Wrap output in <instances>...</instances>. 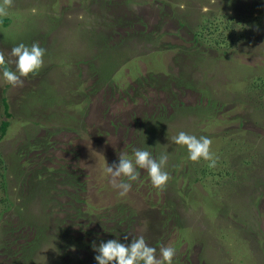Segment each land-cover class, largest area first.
I'll return each mask as SVG.
<instances>
[{
  "label": "rangeland",
  "instance_id": "obj_1",
  "mask_svg": "<svg viewBox=\"0 0 264 264\" xmlns=\"http://www.w3.org/2000/svg\"><path fill=\"white\" fill-rule=\"evenodd\" d=\"M236 1L0 0L8 67L19 43L45 49L22 84L0 79L12 114L0 264H87L93 253L58 249V221L79 209L92 232L68 219L72 239L143 236L157 254L174 246L173 264H264V0ZM180 131L211 139L215 167L188 159L172 141ZM139 148L169 153V181L158 189L140 169L121 197L105 161ZM116 199L136 206L133 229L94 216ZM172 208L178 221L166 219Z\"/></svg>",
  "mask_w": 264,
  "mask_h": 264
},
{
  "label": "clouds",
  "instance_id": "obj_2",
  "mask_svg": "<svg viewBox=\"0 0 264 264\" xmlns=\"http://www.w3.org/2000/svg\"><path fill=\"white\" fill-rule=\"evenodd\" d=\"M8 15V6H0V17ZM11 55L15 58V69L8 67V61L3 53H0V79L13 87L23 83L21 78H28L36 74L44 65L45 49L38 43L28 46L19 43L12 47ZM172 141L187 149L188 159L198 162L201 159L208 162L209 167H215L216 158L210 151L211 139L207 136L197 137L180 131L172 137ZM150 148V147H149ZM169 158L167 151L154 157L146 148L134 149L131 155L121 152L118 160L111 165L105 161L104 174L109 177V183L118 190V195L126 196L132 182L138 180L140 169L147 171L152 185L158 189L163 188L169 181V173L165 170ZM120 239L102 241L99 245L93 243L92 247L96 255V264H173L176 255L174 246H164L159 249L150 246L143 236L132 238L124 236Z\"/></svg>",
  "mask_w": 264,
  "mask_h": 264
},
{
  "label": "trees",
  "instance_id": "obj_3",
  "mask_svg": "<svg viewBox=\"0 0 264 264\" xmlns=\"http://www.w3.org/2000/svg\"><path fill=\"white\" fill-rule=\"evenodd\" d=\"M234 1L237 4V1L236 0H234ZM6 23H7V19H3L2 20V24L6 26ZM250 24L253 25L254 23L250 22ZM258 24H261V23H258ZM251 27L255 28V26H251ZM251 27L249 25L250 29H251ZM113 32L114 31H112V29H109V31L107 29H105V38L109 39L110 33H113ZM212 34H213L212 31L207 33V35H209V36H211ZM131 35H132V33H131ZM132 36H134L136 38V35H132ZM257 75H258V77L256 79V82L260 81V80H264L263 79L264 75H262V74L260 75L258 72H257ZM97 83H96V86L94 88L98 87ZM254 84H256V83H254ZM260 88H262L261 85H260ZM0 105H1V111H0V144H1L3 142L5 136H6V133H7V130L9 128V126L11 125L10 124L11 123L10 119L12 117V114H11V112L9 110V103H8V100H7L6 96H5V91H2V96L0 97ZM6 164H7V162H5V158H3L1 156V152H0V191L2 190L3 193L6 192V190H5L6 187H7V183L6 182L8 181V175H7L8 171H7V165ZM73 188L76 189V187L74 185H73ZM29 195H32L31 191H29ZM124 201H126V200L119 201L118 199H116L115 200V204H114L113 207H109L107 209H104V207H101L100 208L101 211H99L100 213L99 214H95L94 213V216L98 215V217L102 218V221H101L100 224H103L104 222L113 223L114 224V228H112V230L117 229L116 227H121L122 228V226L125 227V230L130 229V228L133 229V225H131V224L135 220V217H136V214H137V212L135 211L136 206H133V205H131V204L127 203V202H124ZM0 202L3 204L2 205L4 207L3 210L9 209V207L4 205V202L2 200H0ZM68 204L70 205L71 203H68ZM172 210H173V208L168 213H166V217H167L166 219L171 220V221H174V220L178 221L179 220V212H177V214H175L173 212H176V210H173V211ZM87 216H92V215L87 213V212H83V211H81L79 209L78 213H77V216L75 218L76 221H75L74 218H66V219L63 218L60 221H58V223H61V222L63 223L65 221H67L68 219L70 221L72 219H74V220H72V223L75 226L78 227L79 231H81V232L83 231L84 235H86V234H89V231H91V230L88 231V225L94 220V219H90V218L87 219ZM25 219L28 220L27 216L25 217ZM78 220L79 221L85 220L86 223H81L80 224V223H78ZM62 223L60 225H62ZM60 225L58 226V231H59L58 236L60 235V238L62 240H61V243H59L60 244L59 248H58L59 250H61L63 253H65L67 255H70L69 250H70L72 245H75V247L84 249L86 252L89 251L88 254L93 253L92 257H94L96 255L94 250L92 251V248H93L92 245L94 243L93 241H89L88 242L87 240L82 239L81 235H80V238L72 239V237L69 236V234L66 232V229L64 227H60ZM122 231L123 230H121V231L119 230L121 236H123V232ZM110 239H115V237L114 238H109L108 237L106 239L105 238H102V239L100 238L101 241H107V240H110ZM126 242H128V241H126ZM95 244L99 245V243H95ZM73 257H74V255H73ZM59 260H60L61 264H68V263L65 262V260L61 256H59ZM78 264H85V261H82L80 259ZM87 264H96V262H95L94 258H92L91 261H89Z\"/></svg>",
  "mask_w": 264,
  "mask_h": 264
}]
</instances>
